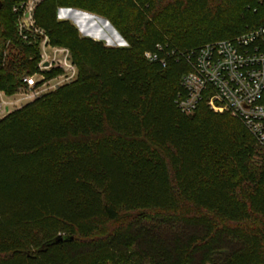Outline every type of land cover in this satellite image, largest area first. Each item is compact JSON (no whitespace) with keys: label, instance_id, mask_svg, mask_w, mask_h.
Listing matches in <instances>:
<instances>
[{"label":"trees","instance_id":"obj_1","mask_svg":"<svg viewBox=\"0 0 264 264\" xmlns=\"http://www.w3.org/2000/svg\"><path fill=\"white\" fill-rule=\"evenodd\" d=\"M13 2L8 94L39 61L16 42ZM61 9L126 46L81 37ZM36 20L79 77L0 122V264H264V150L230 114L176 105L182 55L264 26V0H46Z\"/></svg>","mask_w":264,"mask_h":264},{"label":"built area","instance_id":"obj_2","mask_svg":"<svg viewBox=\"0 0 264 264\" xmlns=\"http://www.w3.org/2000/svg\"><path fill=\"white\" fill-rule=\"evenodd\" d=\"M13 1L16 42L37 47L39 61L35 73L24 76L15 93L0 90V122L75 83L79 77L70 49L53 44L38 25L36 10L46 0ZM182 56L190 69L180 81L178 109L187 116L194 115L202 105L214 113H228L243 124L264 150V26L232 41L206 44L197 53ZM145 57L150 61L157 59L151 53Z\"/></svg>","mask_w":264,"mask_h":264},{"label":"rangeland","instance_id":"obj_3","mask_svg":"<svg viewBox=\"0 0 264 264\" xmlns=\"http://www.w3.org/2000/svg\"><path fill=\"white\" fill-rule=\"evenodd\" d=\"M60 16L71 22L78 29L81 37L93 38L97 42H103L107 47H125V44L119 41L118 37L115 35L116 33L112 26H109L103 18L97 16L93 18L95 28L92 27L91 29V32L94 33V36H92V33H87V28L90 27V25L92 26L93 23H81L82 20L90 21V19L86 17L87 15L84 16V19H80V17H83L80 13L63 11Z\"/></svg>","mask_w":264,"mask_h":264},{"label":"water","instance_id":"obj_4","mask_svg":"<svg viewBox=\"0 0 264 264\" xmlns=\"http://www.w3.org/2000/svg\"><path fill=\"white\" fill-rule=\"evenodd\" d=\"M1 8H2V4H1V2H0V10H1ZM62 10H66V11H70V12H75V13H80L83 17L85 16V15H87V17L90 19V21H88V23L90 22H92L91 24H92V26L90 25V27H88L87 28V33H92L91 31V29H92V27L93 28H95V24H94V20H93V18H96L95 17V15H92V14H89V13H85V12H82V11H79V10H74V9H61L60 11H59V16H60V13L62 12ZM60 18V17H59ZM59 21H64V20H59ZM65 21H67V20H65ZM105 22H107L106 20H104ZM108 23V25L109 26H111V24L109 23V22H107ZM113 28V27H112ZM114 29V28H113ZM114 31H115V33L119 36V41H121L123 44H125V46H126V42L122 39V37L116 32V30L114 29ZM115 34V35H116ZM92 36H94V33H92ZM90 39H92V40H94V41H96L95 39H93V38H90ZM61 240V239H60Z\"/></svg>","mask_w":264,"mask_h":264},{"label":"crops","instance_id":"obj_5","mask_svg":"<svg viewBox=\"0 0 264 264\" xmlns=\"http://www.w3.org/2000/svg\"><path fill=\"white\" fill-rule=\"evenodd\" d=\"M63 11H66V10H62V12H63ZM60 14H61V13H60ZM58 15H59V14H58ZM59 17H60V18H59ZM58 18H59V20H64V21L67 20L66 18H64V17L62 18L61 16H58Z\"/></svg>","mask_w":264,"mask_h":264},{"label":"bare ground","instance_id":"obj_6","mask_svg":"<svg viewBox=\"0 0 264 264\" xmlns=\"http://www.w3.org/2000/svg\"><path fill=\"white\" fill-rule=\"evenodd\" d=\"M84 18V17H83ZM86 27V26H85ZM116 36L118 37V39H119V36L116 34Z\"/></svg>","mask_w":264,"mask_h":264}]
</instances>
